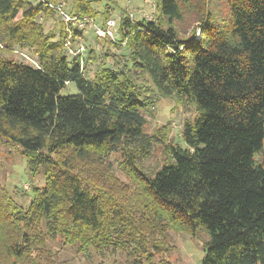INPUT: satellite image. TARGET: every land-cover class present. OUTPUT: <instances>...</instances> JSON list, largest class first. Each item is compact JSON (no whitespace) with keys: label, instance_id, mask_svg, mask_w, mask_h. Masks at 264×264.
<instances>
[{"label":"trees","instance_id":"trees-1","mask_svg":"<svg viewBox=\"0 0 264 264\" xmlns=\"http://www.w3.org/2000/svg\"><path fill=\"white\" fill-rule=\"evenodd\" d=\"M60 1L0 0V34L39 61L0 58V145L18 147L45 176L27 208L0 183V264H53L48 243L57 239L84 256L124 252L126 264H170L161 259L170 230L207 236L201 264H264V165L254 162L264 141V0H225L221 20L209 9L215 0H158L154 20L124 17L119 41L98 39L127 50L117 67L93 50L69 57L63 21L57 41L44 33L39 18L57 13L51 5ZM67 1L68 14L95 19L98 0ZM190 9L199 25L182 37L175 23ZM101 15L95 20L104 27L110 12ZM138 72L160 97L198 111L182 131L186 148L169 143V161L152 176L139 161L167 141L144 133L154 100ZM69 84L78 94L61 97ZM113 153L124 158L140 200L115 195L117 180L103 163Z\"/></svg>","mask_w":264,"mask_h":264},{"label":"rangeland","instance_id":"rangeland-1","mask_svg":"<svg viewBox=\"0 0 264 264\" xmlns=\"http://www.w3.org/2000/svg\"><path fill=\"white\" fill-rule=\"evenodd\" d=\"M36 4L40 0H30ZM60 5L68 11L72 8V3L67 0H61ZM158 0H98L93 3V8L96 11L95 19L103 22L102 13L106 8L110 12V18L117 21L120 27V21L124 17H133L132 21L137 22L141 19L154 20L157 14L156 4ZM212 13L221 20L228 14L225 0H215L212 2ZM56 11V10H54ZM108 19V20H109ZM61 15L57 12L54 14H42L39 22L43 25L44 33L52 35L54 41L59 39L60 26L62 22ZM199 25L197 13L192 9L188 10L181 22L175 23L180 35L187 37ZM120 28L116 33V41L120 40ZM200 37V31H197L196 38ZM77 44H82L86 51L93 50L98 61L102 60L103 54H107L106 64L111 67H117L125 64L126 57H121L127 54L125 48L118 49L109 42L98 41L92 32L85 34L81 41H76ZM0 58L14 60L25 64L37 66L38 56L35 50L27 47L23 48L19 45H14L9 42L6 36L0 34ZM128 62V61H127ZM87 76L93 78L95 74V64L92 61L88 62ZM138 84L145 86V89H150L154 100L153 106L149 111L143 113L146 120L145 135L153 137L158 134L161 138H166V143L158 141L151 145L150 155L139 161V167L149 176L154 173L166 162L169 161L167 146H181L186 148L182 140V131L186 123L194 124L198 116L197 108L194 104L188 103L180 98H163L158 95V92L153 87L149 77L144 72L134 74ZM78 94V89L75 84H69L60 93L61 97H68ZM161 131V132H160ZM160 132V133H159ZM124 158L120 153H113L108 158H105L103 163L106 165L107 171L113 173L116 183L112 184L121 200V193L126 192L132 199H139L137 181L132 179L128 174V169L123 167ZM256 165H264V141L261 152L256 153L254 157ZM94 167L88 168L93 170ZM0 183L3 185L14 198V200L24 208H27L33 200L34 188H43L45 186L44 168L38 167L35 172L29 168L27 160L21 155L20 149L13 144L0 145ZM141 214V210L138 212ZM168 239L165 242V253L161 259L168 261L170 264H201L205 257V249L202 240H206L207 236L203 235L201 240H194L184 233H177L170 230ZM48 249L54 259L53 264H126L128 256L126 253L105 251L102 253L94 250L90 251L89 256H84L78 252L75 246L65 245L62 240L49 241ZM167 256V257H166ZM160 257L156 258L158 262Z\"/></svg>","mask_w":264,"mask_h":264},{"label":"built area","instance_id":"built-area-1","mask_svg":"<svg viewBox=\"0 0 264 264\" xmlns=\"http://www.w3.org/2000/svg\"><path fill=\"white\" fill-rule=\"evenodd\" d=\"M62 17L63 22L66 25L68 37L65 39L64 47L67 51L69 57L83 56L86 54V49L82 44H77L73 42L75 38L76 41H81L85 34L92 32L96 39H111L113 42L116 41V33L119 28V24L114 19L107 20L104 27H100L96 20L90 16L82 15H70L63 10L62 6H52ZM133 17H130L132 21ZM77 27L80 35L74 37L73 28ZM125 45V43H124Z\"/></svg>","mask_w":264,"mask_h":264}]
</instances>
